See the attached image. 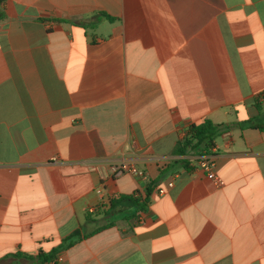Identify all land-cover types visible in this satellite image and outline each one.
<instances>
[{
  "label": "crops",
  "instance_id": "crops-1",
  "mask_svg": "<svg viewBox=\"0 0 264 264\" xmlns=\"http://www.w3.org/2000/svg\"><path fill=\"white\" fill-rule=\"evenodd\" d=\"M0 264H264V0H0Z\"/></svg>",
  "mask_w": 264,
  "mask_h": 264
},
{
  "label": "trees",
  "instance_id": "trees-1",
  "mask_svg": "<svg viewBox=\"0 0 264 264\" xmlns=\"http://www.w3.org/2000/svg\"><path fill=\"white\" fill-rule=\"evenodd\" d=\"M220 125L214 124L210 120H204L197 124L188 125L185 128L184 136L177 141L175 151L179 154H183L187 149H195L196 152L203 153L208 152L213 146V140L219 130ZM133 202L136 207H141V203L137 198L127 197ZM120 200H110L109 207H113L114 204L119 203ZM105 211V210H104ZM92 214L87 213L86 217L92 219ZM104 225L99 229L106 227Z\"/></svg>",
  "mask_w": 264,
  "mask_h": 264
},
{
  "label": "built area",
  "instance_id": "built-area-1",
  "mask_svg": "<svg viewBox=\"0 0 264 264\" xmlns=\"http://www.w3.org/2000/svg\"><path fill=\"white\" fill-rule=\"evenodd\" d=\"M194 164L195 166L200 168L202 171H204L209 179L216 181L218 184L222 183L220 178L214 172L215 163L213 160V156L211 155L209 151L197 154V156L194 158ZM111 171L115 175H120L122 173H128L133 176L140 177V178H146V173L143 170L137 168L135 165L127 161H120V162L113 164L111 166ZM172 185H173L172 181L167 182L165 186L157 185L154 188L155 193L157 195H163L168 188L172 187ZM96 193L100 196L101 202H106L107 197L106 195H104L101 187L97 188ZM96 209H97V206H89L87 208V213L93 214L96 211Z\"/></svg>",
  "mask_w": 264,
  "mask_h": 264
}]
</instances>
